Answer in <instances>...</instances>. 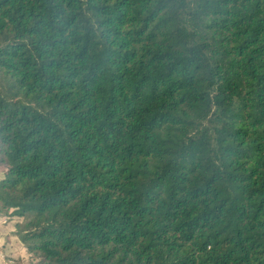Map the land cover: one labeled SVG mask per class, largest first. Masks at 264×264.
Here are the masks:
<instances>
[{
	"label": "trees",
	"instance_id": "obj_1",
	"mask_svg": "<svg viewBox=\"0 0 264 264\" xmlns=\"http://www.w3.org/2000/svg\"><path fill=\"white\" fill-rule=\"evenodd\" d=\"M0 172L36 264H264V0H0Z\"/></svg>",
	"mask_w": 264,
	"mask_h": 264
},
{
	"label": "crops",
	"instance_id": "obj_2",
	"mask_svg": "<svg viewBox=\"0 0 264 264\" xmlns=\"http://www.w3.org/2000/svg\"><path fill=\"white\" fill-rule=\"evenodd\" d=\"M0 222H6V218L0 216ZM1 227L2 226H0V232H3V229H1ZM14 230L15 226H10L8 230H4L6 234L3 233L0 235V264H3L4 256L13 255L15 257H26L29 254L28 252H24L22 247H20L21 249H19L17 246V242H12L13 240L8 238V234L10 235L12 232H14Z\"/></svg>",
	"mask_w": 264,
	"mask_h": 264
},
{
	"label": "rangeland",
	"instance_id": "obj_3",
	"mask_svg": "<svg viewBox=\"0 0 264 264\" xmlns=\"http://www.w3.org/2000/svg\"><path fill=\"white\" fill-rule=\"evenodd\" d=\"M2 175H3V173L0 172V178ZM4 218H6V217H4ZM20 220H22V219L18 218V217H11V218H6V222H4V223L0 222V226H2L1 229H3V232H0V235L5 233L4 230H8V228L10 226H15V223L17 221H20ZM8 238L13 240L12 242H14V241L17 242V246L19 249H21L20 247H22L24 252H28L24 246V243L22 242L20 237L15 232H12L10 235L8 234ZM10 256H13V255H10ZM13 257H15V256H13ZM15 258L18 260V262L20 264H36V262L38 261V258L36 255H30V254H28L26 257L21 256V257H15Z\"/></svg>",
	"mask_w": 264,
	"mask_h": 264
},
{
	"label": "built area",
	"instance_id": "obj_4",
	"mask_svg": "<svg viewBox=\"0 0 264 264\" xmlns=\"http://www.w3.org/2000/svg\"><path fill=\"white\" fill-rule=\"evenodd\" d=\"M3 264H20L18 260L13 256H4Z\"/></svg>",
	"mask_w": 264,
	"mask_h": 264
}]
</instances>
